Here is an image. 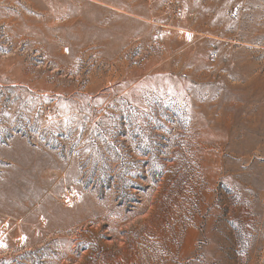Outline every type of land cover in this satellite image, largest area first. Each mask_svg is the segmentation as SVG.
I'll list each match as a JSON object with an SVG mask.
<instances>
[{"label": "rangeland", "instance_id": "374dc122", "mask_svg": "<svg viewBox=\"0 0 264 264\" xmlns=\"http://www.w3.org/2000/svg\"><path fill=\"white\" fill-rule=\"evenodd\" d=\"M0 264H264V0H0Z\"/></svg>", "mask_w": 264, "mask_h": 264}]
</instances>
